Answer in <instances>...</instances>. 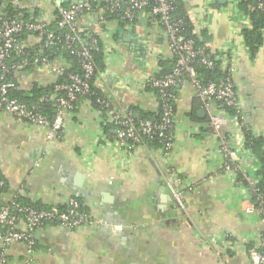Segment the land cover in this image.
I'll list each match as a JSON object with an SVG mask.
<instances>
[{
    "label": "crops",
    "instance_id": "0c3cea01",
    "mask_svg": "<svg viewBox=\"0 0 264 264\" xmlns=\"http://www.w3.org/2000/svg\"><path fill=\"white\" fill-rule=\"evenodd\" d=\"M182 1L195 30L210 34L209 49L220 54L222 67L229 63L233 68L246 128L264 141V46L250 57L241 35L245 18L225 0L218 7L211 0ZM8 3L37 9L47 20L60 5H70L64 0ZM90 23L78 22L84 36L95 33ZM98 36L107 70L97 87L122 110L133 108L135 117L156 112V96L144 84L160 71L159 60L171 59L156 29L106 24ZM51 77L48 67L37 65L16 81L28 92L50 85ZM176 88L169 156L146 145L131 154L116 148L104 131V117L87 100L68 113L62 135L53 140H47L46 128L0 112L3 203L62 208L74 198L95 221L74 230L56 225L36 230L30 264H251L246 248L259 244L262 220L244 209L251 203L259 165L240 160L249 186L221 172L219 144L206 116H197L202 110L194 89L189 82ZM7 254V264H26L21 245L9 247Z\"/></svg>",
    "mask_w": 264,
    "mask_h": 264
},
{
    "label": "built area",
    "instance_id": "2783aa9c",
    "mask_svg": "<svg viewBox=\"0 0 264 264\" xmlns=\"http://www.w3.org/2000/svg\"><path fill=\"white\" fill-rule=\"evenodd\" d=\"M121 0H111L109 10L111 12L118 10ZM128 6V11L125 13L127 20H132L135 12L146 8L150 1L155 3L152 7L150 17L151 27L156 29L157 37L162 38L168 45L171 56L175 59L172 70L162 78H149L146 83L152 88L158 89L162 98L160 105V119L158 122L150 120H140L137 126L133 124L134 114L129 110L122 112L109 110L106 116L102 119V124H111L114 126L113 144L116 148L131 154L133 149L141 143V137L148 139L156 137L159 144L162 146L164 156H169L173 148V129H174V111L167 101L175 99L169 92L173 87H177L183 82V78L187 77L188 82L195 91L196 98L201 104V110L204 111L208 121V125L212 131V135L217 139L219 144V152L221 156L220 171L228 174L236 179L238 173H243V167L240 160L249 158L258 166L257 160L246 144V128L244 116L238 104V98L233 81V68L226 63L224 65L225 77L219 82H209L202 84L191 66L192 61L197 57L200 58V65L208 69L214 66L213 57H217L219 53L204 55L202 51H195L192 48L190 40L182 41L178 37V28L181 25L180 21H174L170 18V12L174 9L175 0H122ZM228 7L235 9L237 0H225ZM258 9H263L262 3L258 4ZM99 11H101L99 9ZM56 15L47 20L39 17L35 21H23L19 18L4 20L0 24V112L5 113L18 122L29 123L34 126L44 127L47 129V140L57 139L62 135L65 125V119L71 109V103L76 101L77 95L84 96L88 93L87 79L93 72L91 58L88 50L82 47L74 53L81 58V68L84 72V78L80 79L77 75L69 77L70 84H57V78L64 71V64L47 63L42 59L40 63L48 67L52 79L50 85L53 86V91H66L65 97L55 99V116L52 121L47 120L38 110L37 107H28L17 99L9 97V90L16 88L19 91L16 78L21 71H18L23 66L27 65L24 60L18 65L9 67L7 60L10 57L12 49H18L15 37L22 31L28 33H37L39 36H45L43 42L37 43L38 48H47L54 45V33L50 32L48 24L52 20L57 19V27L67 31L64 36L65 44L70 48L75 43H80L78 35V18L79 14L88 13L87 21H90L92 28L95 30V35L98 36L99 29L103 26V18L101 13L93 9L87 0L70 4L66 8H56ZM96 12L97 14H92ZM100 15H99V14ZM91 14V15H90ZM244 20V24L246 23ZM96 41L92 40L91 45L95 47ZM219 58L220 54H219ZM16 67V68H15ZM15 72L14 79H7L10 71ZM24 91V90H23ZM25 92V91H24ZM27 93V92H26ZM48 95L41 97L40 102H45ZM104 107H110V102L104 100L98 101ZM228 109H233L235 114L230 115ZM232 124V128L229 126ZM255 183L251 184L253 187ZM5 181L0 176V191L5 188ZM251 188L252 192H257ZM261 197H258V201ZM79 202L70 198L67 201L66 208L48 207L44 209H36L29 206H20L11 202L0 208V226L6 228V232L0 234V264H7V251L9 247L18 244L24 248L25 263L30 264L32 257L35 254L36 241L33 233L52 221L57 220L59 226L71 230L79 229L85 226L95 224V221L89 214H85L80 210ZM264 210V202L260 209L250 203L245 209V214L257 213L262 220V229L258 235L259 244L246 248V253L251 264H264V219L261 212Z\"/></svg>",
    "mask_w": 264,
    "mask_h": 264
},
{
    "label": "trees",
    "instance_id": "16d2710c",
    "mask_svg": "<svg viewBox=\"0 0 264 264\" xmlns=\"http://www.w3.org/2000/svg\"><path fill=\"white\" fill-rule=\"evenodd\" d=\"M211 1L213 6H220L219 0ZM87 2L92 6L93 9H96V11L101 13V15L99 13L98 14L103 18V25H113L117 29L124 30L128 27L138 26L139 24H146L150 26L151 21L153 20V18L150 17L151 9L155 6V3L153 1H150L146 8H143L141 11L135 12L134 17L131 21L125 18V13L128 11V6L122 0L120 1L121 7L113 12L109 10L111 0H87ZM259 3H262L263 9H258ZM59 7L66 8L65 5H60ZM99 9L101 11H99ZM235 10L240 16L244 17L247 20V24H244L243 28L241 29V35L243 37L244 44L248 50L250 57L254 58L258 50L262 46H264V0H237ZM91 13L97 14L96 12ZM87 15L88 13L85 12L79 14L78 22L87 18ZM39 17L40 15L37 9L30 12L27 9L15 7V5L8 3L4 9V16L0 21V24L4 20H9L13 18H19L23 21H35ZM170 18L175 22H181V25L178 28L177 35L182 41L190 40L192 42L193 50L202 51L204 55L213 53L209 49V43L212 39L210 34L207 32V30L204 29L198 31L195 30L193 23L191 22L188 14L186 13L182 0H175L174 9L172 12H170ZM47 29L50 32L54 33V45L42 49L38 48V44L30 46L27 44L29 41L40 43L43 42L45 36H39L37 33H28L22 31L15 37L17 47L20 48L21 51H18V49H12L10 52V57L7 60V65L11 68L13 66L18 65L20 62L26 60L27 65L23 66L18 71L31 72L34 70V68L37 67V65L43 66L40 63L42 59H45L47 63L62 62L64 64L65 69L63 73L58 76L56 83L69 85L70 76L77 75L78 77H80V79L84 78V72L81 68V58L74 52L82 47H85L88 50L93 67V72L91 76L87 79L89 89L86 95H77L76 101L71 103V109L69 110V113L75 112L79 104L84 100H87L94 109L98 110L102 114L103 117H105L108 111L112 109L122 112V108L116 105L107 96H105V94L96 85L97 81L107 70V67L104 63V56L99 36L95 35L94 33L90 34L89 36H84L81 30L79 29L78 35L80 36L79 38L81 42L75 43L70 48H68L64 41V36L67 31L61 30L57 27V19L52 20L48 24ZM92 40L96 41L95 47L90 46ZM217 56L218 58L213 57L212 59L214 63L212 69H208L205 66L200 65L199 61L201 57L199 56H197L192 61L191 66L193 67L198 80L202 84H207L209 82H219L225 77L224 68L221 65L222 59L219 58V54H217ZM174 63L175 59L173 58V56H171V59L167 61L159 60L157 62V65L159 66L160 71L154 74L153 78H162L164 75L168 74L172 70ZM14 77L15 72L11 70L8 74L7 79L11 80L14 79ZM183 82H188V78L184 77ZM144 90L156 96L158 102V110L152 114H141V119L135 117L134 115L133 124L135 126H137L140 120H150L158 122L160 119V105L162 102V98L159 93V90L152 88L147 83ZM169 92L175 97L177 93V88L173 87L169 90ZM8 94L10 98L17 99L28 107H37L39 112L44 117H46L47 120L52 121L55 116V99L59 97H65L67 93L66 91L62 90L54 92L52 85H48L46 87H36L35 85L27 93L13 88L9 90ZM45 94L48 95L47 101L40 102L41 97ZM99 100L110 102V107H104L98 102ZM167 102L169 105L172 106L174 111V99H171ZM126 110H129L134 114L133 108L129 107L126 108ZM228 113L230 115H233L235 114V111L233 109H228ZM192 117L195 118L194 113H192ZM104 131L106 134H109V136L113 139V125L107 124V126L104 127ZM246 141L247 148L254 155L259 165L257 172L258 182L252 187L253 189H256L257 192H252L251 203L256 208L260 209L262 207V202H264V141L262 138L254 136L249 130L246 131ZM139 145H146L147 147L153 149L162 148L156 137L148 139L147 137L142 136L141 143ZM236 182L240 185L249 186L244 173H238L236 175ZM4 190L5 188L0 191V197ZM258 197H261L260 201H258ZM76 200L81 206V212L89 214L88 210L82 205L81 201L78 199ZM14 202L15 204H18L20 206H29L34 207L36 209L48 208L30 205L19 200H15ZM5 205L7 204L3 203L0 198V208ZM62 208L65 209L66 206ZM261 215L264 219V210L261 212ZM54 225L59 226V222L55 220L48 224H45L43 227ZM5 232L6 228L0 226V234L3 235ZM33 234L35 237V232ZM251 246L252 245L250 244L247 246V248H250ZM36 248L37 243L35 246V250Z\"/></svg>",
    "mask_w": 264,
    "mask_h": 264
},
{
    "label": "water",
    "instance_id": "95a60500",
    "mask_svg": "<svg viewBox=\"0 0 264 264\" xmlns=\"http://www.w3.org/2000/svg\"><path fill=\"white\" fill-rule=\"evenodd\" d=\"M81 1H84V0H64L65 3L67 4H76L78 2H81ZM220 2H223L220 0ZM8 4V0H0V8H4L6 7ZM2 20V17H0V21ZM205 115L204 111H198L197 112V116L198 118H203ZM139 119H141V117H138Z\"/></svg>",
    "mask_w": 264,
    "mask_h": 264
}]
</instances>
